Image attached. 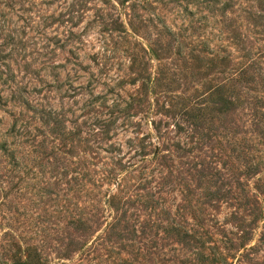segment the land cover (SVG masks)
<instances>
[{
  "label": "rangeland",
  "instance_id": "374dc122",
  "mask_svg": "<svg viewBox=\"0 0 264 264\" xmlns=\"http://www.w3.org/2000/svg\"><path fill=\"white\" fill-rule=\"evenodd\" d=\"M0 264H264V0H0Z\"/></svg>",
  "mask_w": 264,
  "mask_h": 264
}]
</instances>
